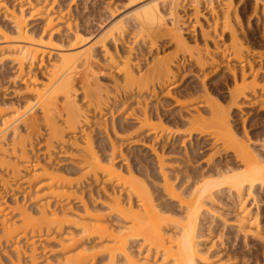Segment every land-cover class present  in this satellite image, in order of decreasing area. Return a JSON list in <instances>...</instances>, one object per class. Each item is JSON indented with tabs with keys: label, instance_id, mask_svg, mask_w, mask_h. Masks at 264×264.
I'll list each match as a JSON object with an SVG mask.
<instances>
[{
	"label": "bare ground",
	"instance_id": "1",
	"mask_svg": "<svg viewBox=\"0 0 264 264\" xmlns=\"http://www.w3.org/2000/svg\"><path fill=\"white\" fill-rule=\"evenodd\" d=\"M202 1L204 3L210 2L207 4H213L214 0H149L129 9L107 28L92 45L75 51H68L59 47L58 41L53 34L54 18L50 12L52 11L50 6L46 3L48 2L47 0H38L34 5L30 3V5L28 4L29 6L20 7L19 10H11L12 12L9 16L14 22V27L10 29V32L0 29L2 38H4L0 50H3L4 54L1 53L2 51L0 53L17 63L19 76L23 77L27 62L32 64L33 61L42 60L43 64L46 56L49 58L55 57L47 67L46 78L42 79L37 75L27 77L25 75L23 77L24 82H26L27 92L31 93L32 98L18 103L15 107H10L11 109L5 108V106L3 107L0 104V169L5 172V174H0L1 187L5 188L9 183L8 179L14 176L16 178V175L28 172L31 167L35 168L32 179L42 178L43 185L46 186V191L41 195L46 196V198L36 204L37 210L34 211L24 204H19L18 201L11 205L6 199L2 198V200L0 198V212L3 211L5 213H0L1 215L4 214L1 221L0 243L4 241L12 244L14 240L15 244L13 246L16 248L14 249L20 251L19 240L27 239L32 244L30 263L28 264L38 263L36 256L37 243L47 238L48 236L46 235L52 231H60L59 234H61V231L65 229V225L69 223H73L76 227H81L82 232L76 234L74 230H65L66 232L64 231L61 234L60 244L64 250V255L58 260L57 264H96L99 259L102 260L99 264H116L118 261L120 264H162L164 261L167 264H222L217 257L218 255L216 253L214 255L210 247H204L203 242L207 241L209 234L207 231L210 232L211 230L210 228H205L206 215L212 216L216 214L217 207L220 205L219 202L223 199L229 201L232 208H239L235 215L236 226L244 234L245 238L253 236L262 244L264 243V229L260 226L259 213L258 211L257 213L251 212L249 205L246 203L256 190L258 192L264 190V138L263 143L260 144L261 148L259 145H255L256 143H252V145L251 138L248 137L245 127L243 129L246 136L239 133L236 128L238 124H235L236 118L234 119V116H238L240 119L244 116L241 117V114L236 112L243 111L244 106L261 105L259 109L264 110V92L260 93L264 89V83L260 82L263 86L261 87L260 85L259 87L258 84L260 83L256 80L257 75L259 76L258 73L264 69V66L260 65L257 67L253 65L257 60L261 63L264 59V52L261 51L263 50L262 48L261 50L253 48V45L248 43L250 40H245L251 32L245 29L244 26L246 25L242 24V18L238 14L239 11H236L238 6H233V0L224 2L225 10L222 9V14L218 13L217 9V11L214 9L218 14L215 13L210 23L205 20L207 25H201L202 22H200V4ZM43 2L45 4L40 6ZM182 2H190L194 7L193 17L195 19H193L195 21L193 22L192 20L194 24L192 22L190 24L195 27L197 26L196 24L198 26L201 25L199 26V33H201L200 35H202L204 41L203 44L201 43L202 45L200 43L199 45L198 43L191 45L185 36L184 30L187 31L188 25L177 15ZM28 7L30 14L37 15V18L44 19L46 17L47 25L41 34L30 32L25 24L26 15L24 10ZM9 8L7 9L9 10ZM213 8L215 7L212 6ZM206 19H209V17ZM168 20H171V24ZM184 24L187 26L186 28ZM68 25L71 29L70 31H72L71 24ZM11 33H15L16 36L12 37ZM227 33L229 34V39L225 41L223 35L225 36ZM130 34H135L133 35L134 38L139 34L149 48H153L158 43L159 37L169 35L170 40H173L176 44L174 46H177V52L175 50L173 53L168 52L163 55H160L159 52L155 53V55L152 54L151 59H147V62L145 61V67H142L143 65H139V56L133 57L131 48L125 53H119L108 45L109 41H114L115 45L116 41ZM73 35L75 44H80L85 40V34L80 29H77ZM218 36L222 37L224 41L219 39ZM96 47L101 48L105 59L108 60V65L110 64L109 66L112 68L115 67L118 75L120 73V77L115 78V80L112 79L114 80L113 90L118 95L132 94L133 97L136 95L134 93L137 92L138 97L148 93V95L142 96V99H144L141 101L137 98L138 104H140V108H138L141 113L139 114V110L134 109V111L138 112V115H136L137 112L135 111L137 119H134L137 120L135 122H138L140 130L149 128L148 134L154 135L152 137L149 136L152 140L158 139L160 133L166 129L163 127L165 126L163 122L161 120H157V122L153 114L148 111L149 108H147L148 104L145 102V97L149 96L151 92L155 93V90L160 89L164 84L167 85L174 77L177 67L180 69L182 63H179L181 59L178 61L180 52L182 60L189 56L188 58L196 66H199L200 70L206 68L205 65L209 66L207 64H217L220 59L230 63L234 62V66L233 64L226 65L230 69L228 71H231L234 81V85L232 84L233 88L230 90V87H228L230 90L229 97L224 99L212 97L211 90L209 91L206 83H203L201 85L202 89L198 90L202 91V95L198 96L200 94L198 91L194 94L201 101L199 107H202V109L207 107L208 111L206 114L209 115L210 113V115L203 114V112L199 111L201 108H198L197 114L195 112L196 116L192 114V119L188 120L191 130L188 125L187 128L190 132L188 133L190 135L189 138H192L195 133L201 136L204 135L208 139L211 138L210 142L213 141V143L218 144H213L217 147L215 148L216 152L217 150H224L226 153H232L235 163L230 164L233 161L232 158L230 162L226 160L228 163L225 162V164L218 160L210 164V161L212 162L210 160L207 162L208 164L206 163L207 168L203 166L204 169H202L203 167L201 168L198 165L202 170H199V167H195L196 170L193 168L194 171H190L191 174L186 172L187 175L183 171L178 172V174L182 172L181 174L184 176V179H181L184 181L181 182L182 186L185 184L180 192L170 182L172 172L170 171L171 174L167 175L168 172L166 171L167 174H163L164 184L162 191L163 193H168L167 198L170 195L172 201L170 200V203L163 201V204H157L147 182L136 175L137 169L128 162L129 158L127 156H123L128 154L117 150L119 145L118 142L114 143L116 142L113 139L114 135H118L121 132H119V130H122L121 125H123V128L125 127L123 122L121 125H116L113 120L112 129L110 128L114 132V134L112 132L113 138L109 135L108 125L105 126L110 136V144L108 142L105 144L106 146L103 145L105 146L104 150L102 149L103 146H100L104 152L99 153L101 149H97L99 146L96 147L95 140L91 137L90 132L86 133L82 142L78 141V143L73 144L80 151V159L83 164L81 166L82 174L81 176L79 175V179L76 178L77 182H75L76 179L73 180V178L66 176L64 173L58 172V170L48 164H41L40 161L35 162V157L30 156L29 148L32 145L31 136L33 133L36 134L34 136H37V133H40L45 128L47 131L45 132V139L49 149L50 146H55L56 143L65 141V136L69 132L86 131L85 126L89 123L90 115L76 97L78 83H81L85 90L87 109L94 107V110H99L100 114L102 106L111 98L110 92H113L112 88V91L106 89L108 88L107 84H101L96 75L89 73L91 67L98 64L97 58L99 54ZM236 62L239 63L238 66L235 65ZM177 64L180 66H177ZM77 74L80 76L79 82L77 81ZM202 74L201 78L204 80L202 81L205 82V75L209 74V72ZM251 74L253 77L249 79ZM258 89H260V92H258ZM197 99L194 98L196 101ZM242 99H249L248 101L245 100L248 103L242 101ZM233 113L235 114L233 115ZM243 119L244 121H242ZM242 120L243 124H245L247 118L243 117ZM155 135L158 136L155 137ZM163 136L164 134L160 137L163 138ZM258 138L260 139L259 136ZM154 146L152 151H154V156L158 160V168L162 174L163 169L165 170L163 168L165 167V159H162L164 155L159 154L160 151ZM213 152L215 153V151ZM120 156H123L122 159L119 158ZM210 158H212V155ZM119 160L123 161L117 165ZM184 169L188 168L185 167ZM176 171L179 170L177 169ZM88 175L90 179L94 178L95 181L99 180L102 175L104 183L114 182L115 184L113 185L115 187L118 186V188L121 185L119 192L114 190L115 187L111 188V191L103 188L104 195L101 198L104 199L102 203L107 207V213H102L100 210L99 212L98 209L89 206L88 203L84 202L83 196H78L83 203L82 211L74 210L73 207L65 209L61 202L58 204L54 201L55 197L65 196L70 198L72 195L81 194L83 191L78 192L82 188L83 180L81 179L84 177L89 178ZM99 194L101 195L102 193ZM53 201L55 202L54 205ZM173 203L176 205H173ZM236 209H233V211H236ZM176 210L180 212L181 217L174 223L172 222L173 217H171V214L172 212L174 214ZM218 210L220 209L218 208ZM114 222H121L122 225H115ZM81 233L82 236L86 235L87 239L98 238L97 242L103 244L101 245L102 250L107 252L105 259L103 258L104 255L99 253V250L88 246L81 247L79 242L81 237L77 238ZM132 240H137V250H132L134 246ZM215 245L217 243L213 241L211 246ZM159 258H162L160 262ZM14 264L24 263L19 257Z\"/></svg>",
	"mask_w": 264,
	"mask_h": 264
},
{
	"label": "rangeland",
	"instance_id": "2",
	"mask_svg": "<svg viewBox=\"0 0 264 264\" xmlns=\"http://www.w3.org/2000/svg\"><path fill=\"white\" fill-rule=\"evenodd\" d=\"M37 1L38 0H0V29H2L5 32H10V29L14 27V22L11 20V17L9 16L11 12L14 9L19 10L20 7L23 8V6L25 7L29 6L30 3L34 5L35 3H37ZM47 1L48 2L46 3L50 6V9L52 10L50 12L52 17L54 18L53 34L55 39L58 41L59 47L66 49L68 51H75L92 45L95 42V40L105 32L107 28H109L129 9L139 4L145 3L149 0H47ZM225 1L226 0L224 1L214 0L212 2L213 4H207L210 2L204 3L202 1L200 4L201 7L200 22H202V24L201 23L199 24L207 25L205 23H207L208 21L210 23V21L214 18L215 13L218 12L222 14L223 13L222 9L225 10L224 8ZM232 3L234 7L235 5L238 6L236 7L237 10L236 8L234 9L236 11H239V13L238 12L237 13L242 18V24L246 25L244 26L245 29H248L249 32H251V34L247 36L245 40L247 41L250 40L248 43L252 44L253 48L259 50H261L262 48L263 50L261 51L264 52V35L262 36V33L264 34L263 32L264 0H233ZM43 4L45 3L44 2L41 3L40 6H43ZM6 6H8L7 8L10 7L9 10L6 8ZM212 6L215 8L212 9ZM193 8L194 7L190 2H182L181 5L179 6L177 15L179 16V18L185 21L186 25H188L187 27L184 24L185 28L187 27V31L184 30V33L187 39L189 40V43L191 45H195L196 43H198L199 45V43L203 44L204 41L202 35H200L201 33H199L200 32L199 26L201 25L198 26V24H196L197 25L196 27L194 25L191 26V24L195 21L194 20L195 18L193 17L194 16ZM214 9L215 10L217 9L218 11L216 10L217 12H215ZM28 10L29 7L24 10V13L26 15L25 17L26 20L25 18L24 20H25V24L27 25V28L30 30V32L41 34L47 25L46 17L44 19L37 18V15L34 16L30 14V10L29 11ZM206 16L209 17L210 20L206 19L207 18ZM205 20H207V22ZM248 21H250L251 24L250 22L248 23ZM168 22L171 24V20H168ZM68 24H71L70 26L72 28V31H70L71 29L69 28ZM77 29H80L85 34L84 37L85 40L80 44H75V41L73 40L74 38L73 34ZM10 35L12 37L16 36L15 33H11ZM133 35L135 34L132 35L130 34L129 36L125 35L123 39L116 41L115 43V45L117 44L116 46L113 43L114 41L113 42L109 41L108 45L113 47V50L115 49L114 51L117 50L119 53H125L127 50H129V48H131L133 51V57H136V55L139 56V60H140L139 65L141 66L143 65L142 67H145L147 59H151L152 54L155 55V53L159 52L160 55H163L168 52L173 53L175 52V50L177 52V46L176 47L174 46L175 42L173 40L172 41L170 40L169 35H163L162 37H159L158 43H156L153 48H149L147 43L143 42L139 34L136 38H134ZM223 37L224 40L226 41L229 39V34L227 33L225 36L223 35ZM218 38L222 40V37L220 38L218 36ZM3 41L4 38H2V34L0 32V46L3 43ZM96 48H97V53L99 54L97 58L98 64L92 66L89 73L91 75H96L99 81L101 82V84L103 85L107 84L108 88L106 89L111 90L112 88L113 90L114 86L112 85H114L113 84L114 80L115 78L120 77V73L118 75L117 69H115V67L112 68L111 66H109L110 64L108 65L107 63L108 60L105 59L103 53L101 52V48L99 47ZM0 52L3 53L4 51L0 50ZM1 53H0L1 55L0 56L1 58L0 59V104H2L3 107L5 106V108L8 107V109H11L12 107L17 106L18 103L25 102L26 99L33 97L31 96V93L27 92L28 90L26 89V82H24L25 80H23V77L25 75L26 77L31 75L32 76L37 75L39 78L42 79L46 78L45 76L47 75V67L51 63V60L54 59L55 57L49 58L48 56H46L43 60L44 61L43 64L41 62L42 60L33 61L32 64L30 62H27V64L25 65L26 68L24 75L23 77L22 76L20 77L17 63L12 59H10L8 56L6 57L5 55H3L4 53L3 54ZM179 54L180 56L178 58V61L179 59H181L179 63L181 62L182 63L181 66L177 64V66H180V69L179 67H177L176 69L177 72H175L174 77L169 81L170 84L168 82L167 85L164 84V86L163 87L161 86L160 89L157 87L158 89L155 90L156 91L155 93L151 92L150 94L151 96L149 95L145 97L146 99L145 102L148 104L147 108H149L148 111H150V113L153 114L156 121L161 120L163 122V125H165V126L162 125L164 129H166L164 132H161L164 134L163 138L160 137L163 135L160 133L159 135L160 139L158 138L159 140L157 138L154 139L158 135H155V137L153 138L154 140L150 139V137L154 135L152 134L151 136L150 134H148L149 128L140 130L138 128L139 127L138 122H135L137 121L134 119V118L137 119V116H135V111L136 110L138 111L140 108V104H138V100L139 101L143 100L144 98L142 99V96L145 94L148 95V93H144L142 96L137 97V92H136L134 93L136 95L133 94L134 96L132 97V94H127L125 96H123L122 94L118 95L113 90V92H110L111 98L107 101L106 104L102 106V109L100 110L101 112L99 114L98 112L99 110L95 111L94 107H90L89 109H87L88 108L86 106L87 97L85 96V90L82 87V84L78 83L76 97L79 100V103L84 108H86L87 113L90 115L89 123L88 125L86 124L85 126L86 131H82V132L78 131V133L69 132L66 134L67 136H65L66 138L65 141L60 142L58 144L56 143L55 146L52 145L50 146L49 149L47 147L46 139H45L46 138L45 132H47L45 128L42 129L40 133H37L35 131V133H37V136H34L36 135L34 133L31 136L32 145H30L29 147L30 156L35 157L36 159L35 162L40 161L41 164H48L51 167L58 170V172L64 173L66 176L73 178V180L78 177L80 178L82 174L81 166H83V164L80 159V151L78 150V148H76V145L73 144H76V142L78 143V141L82 142L84 137L86 136V133L88 134L90 132L91 137L95 140L93 141L95 142L96 147L99 146L97 147V149H101L100 146H103L108 142L110 144L109 135H111L112 137L114 134L113 130H111L112 120L115 122L116 125H121L123 122L125 128H123V125H121L122 130H119V132L120 131L121 132L118 133L120 137H118V135L116 134L114 136L115 137L117 136V138L112 137L114 141H116L114 143L116 144L118 142L119 146L118 145L117 146L119 147V149L117 150L119 151L121 150L122 152H124V154H128L123 156H127L129 158V159L127 158L128 162H130L131 165L134 166L135 169H137L136 175L147 182L153 194V198L155 199V202L157 204L159 203L163 204L164 203L163 201L166 202L168 201L167 203H170L172 201L170 195L169 198H167L168 193L166 194L163 193L162 191L163 190L162 187L164 184L163 174H165L166 171L168 172V174L166 173L167 175L171 174L172 172V175H170V182H172V184L175 185V189L178 192H180V190L183 189V186L185 184L182 186L181 182H184L182 181L184 179L183 178L184 176L183 174H181L182 172L179 173L182 176H180L178 172L183 171L185 175H187L186 172H189V174H191L190 171L192 172L193 168L195 169V167H199V170L203 166L207 168L206 163L210 160H212V162L210 161V164L214 163L213 161H217V160L222 161L223 164H225V162H227L226 160L230 162L233 159L232 163L230 164H234L235 161L233 158L234 157L233 154L230 152L226 153L224 150L223 151L217 150L216 152L215 148H217L216 145L218 144L213 143V141L210 142L212 140L211 138L208 139L206 136L203 135L205 137L204 138L203 136L195 133L193 134L192 138L190 137L191 138L190 140L189 138L190 135L188 134L190 132L187 128V125L188 127L190 126L188 120H191L192 119L191 117L196 116L195 112L197 114L198 108L199 109L201 108L199 111L203 112V114H206L208 111L207 107L205 108L203 107V109L202 107H199L201 101L197 97V95L195 96L196 94L195 92L202 89L201 85H203V83H206V87L209 89V91L211 90V93L213 94V96L211 94L212 97L215 98L218 97V99L219 98L224 99L226 97H229V91L231 90V88H233L234 81H233L232 73H230L231 71L230 72L228 71L230 69H228L226 65L233 64L234 66V62L230 63L220 59V61H218L217 64L211 63V65L207 64L209 66L205 65L206 67L204 68L205 70L202 68L203 70L201 69L202 70L201 71L199 66H196L195 63H193L192 60L188 58L189 56L185 58L186 60L185 61L182 60L183 58L181 57L182 55L181 52ZM188 61H190L192 64ZM263 61L264 59L261 61V63ZM225 62H227L228 64ZM261 63H259V60H257V62L253 63V65L257 67L260 65L264 66L263 65L264 62L262 64ZM235 65L238 66L239 63L236 62ZM207 68H209L210 70ZM225 68L227 71L225 70ZM207 72H209V74L205 75L206 79L205 82H203L204 80L203 78H201L203 75L202 73L206 74ZM260 72L258 73L259 76L257 75L256 80L259 83L262 82L263 84L264 69ZM76 77H77V81L79 82L80 81L79 74H77ZM251 77H253L252 74L249 77V79H251ZM91 78L90 80L92 81ZM258 85L260 87L261 83ZM263 85H261V87ZM228 87H230V90ZM193 89L195 90L191 91ZM258 90H259L258 92H260V89ZM263 92L264 89L260 93ZM198 93H200L198 94V96L202 95L201 94L202 91H198ZM194 98L196 99L198 98L197 101L194 100ZM245 100L248 101L249 99H245ZM245 100L242 99V101ZM145 102L143 101L144 106H145ZM252 106L253 105H251V107L250 105L244 106L243 111H240L241 113L239 111H236L237 114L238 113L241 114V117L244 115L243 117L245 119L247 118L245 124H243L242 122L244 121V119L242 120L243 117L240 119L238 116H234V119L236 118L235 124H238L236 125V128L239 131V133L246 136V134H244L245 131L243 129L245 127L248 137L251 138L250 140L251 144L256 143L255 145L260 146V144L263 143L262 141L264 138L262 137L264 136V118H263L264 110L259 109V106L261 107V105L258 106L256 105L257 107L254 105L255 107L253 106V108ZM134 109L136 110L134 111ZM140 113L141 112L139 110V114ZM235 113H233V115ZM192 114L194 115L192 116ZM136 115H138V112L136 113ZM155 116L156 117L158 116L157 118H161V119H157ZM107 125L109 127L107 128L109 129L110 132L109 135L107 131L108 129L105 128V126ZM198 135L199 137H197ZM258 136L260 137V139L258 138ZM201 138L203 139L201 140ZM153 141H155L156 143ZM163 141H166L167 143ZM190 142L192 145L190 144ZM105 146H103L102 149L105 148ZM107 146L109 147V145ZM153 146L156 149H158L160 152L156 149L153 150H156L157 152H159V154L161 153L162 155H164L163 158L161 157L163 160L165 159L164 160L165 167H163L165 168V170L163 169L162 174L160 173L159 171L160 169L158 168L159 167V164H157L158 160H156L157 158L156 156H154L155 155L154 151H152ZM102 149L100 150L99 153H101L104 150ZM212 151H215V153L214 152L212 153ZM210 154L212 155V158H210L211 157ZM123 156H120L119 158L122 159ZM125 159L124 161H126ZM122 161L119 160V162H117L118 163L117 165L122 163ZM215 163H219V162H215ZM198 165H200L201 168ZM180 166L182 167L181 170H180L181 168ZM185 167L188 169H184ZM204 167L202 169H204ZM174 169L176 170L178 169L179 171H176ZM34 170L35 168L31 167L28 170V172H24L23 174H20L18 176L16 175V178L15 176L10 179H8L7 177V179L9 180L8 185L5 188H2L0 184V198L6 199L11 205L12 203L18 201L19 204H24L26 207H29L30 210L31 209L33 211L37 210L36 204H39L40 203L39 201L46 198V196L44 195L41 196L42 193L46 191L45 190L46 186L43 185L42 178L32 179L33 176L32 174L33 172H35ZM3 173L5 174L4 170L0 169V174ZM90 176H92V174H90ZM90 176L88 175L89 178L86 177L87 179L84 177L85 180L84 178L81 179L83 180L81 185L82 188L78 192L83 191L81 193L82 195L79 193V195H72L70 198H67L65 196L55 197L54 201H56L58 204L61 202L65 209H69V207H73L74 210L82 211L83 203L81 201V198L78 196H83L84 202L88 203L89 206L93 207L94 209H98V211L100 210L102 213H107L108 211L107 207L102 203L104 199L101 198V196L104 195L103 188L105 189L107 188L109 191H111L112 190L111 188L115 187L113 185L115 183L114 182L104 183V180L102 179V175L101 176L99 175L100 179L97 181H95L94 178L90 179ZM75 182H77V179ZM178 186L181 187L179 188ZM119 188L121 189V185ZM119 188L117 186L114 188V190H116V192L117 191L119 192L120 191ZM92 190H93V195H92ZM98 192L102 194L100 195ZM39 194L40 196L38 197ZM99 195L100 197H98ZM54 201H53V205L55 203ZM246 203L247 205H249L250 207L249 209L251 212L257 213L258 211L260 216L259 217L260 226L262 227V229H264V190L259 192L258 190H256L255 193L248 198ZM219 204L220 205H218L219 207H217L216 214L213 213L215 216L214 215L212 216L206 215L207 217L205 216L206 217L205 219H207L206 220L207 222H205V228L206 229L210 228L211 230L210 232L207 231V233H209L208 239H206L207 240L206 242H203V246L206 248L210 247L211 252L213 254L216 253V255H218L217 257L218 259H220L222 264H264V243L262 244V242L258 241L253 236H248L245 238L244 234L240 232V230L236 226L237 222L235 220V215L237 210H239V208L238 209H236L237 207L232 208L231 203H229V201H227L226 199L221 200ZM173 205L176 204L173 203ZM170 207L168 208L174 210L173 208ZM218 208L220 210H218ZM233 209H236V211H233ZM0 213L2 214L4 212L2 211ZM1 214H0V231L2 226L1 225L2 216L5 213L3 215ZM171 217L174 218V219L172 218V222L175 223L178 219H180L181 214L179 211L176 210L174 214L172 212ZM114 223L115 225H122L121 222L119 223L114 222ZM80 229L81 227L78 226L76 227L75 225H73V223H69L65 225V229H63V231L61 232L64 233L65 230L66 231L74 230L75 233L77 234L78 232L79 233L82 232V229L81 230ZM59 232L60 231L57 232L52 231L51 233L46 235L48 236L47 238H44L40 240L39 243H37L36 245L37 246L36 256L38 258L37 264H57L58 260L63 257L64 250L62 249V246L60 244V239H61L60 237L62 233L59 234ZM79 237H81L79 241L81 243L80 244L81 247L83 246L93 247L95 250H99V253L101 255H104L103 257L104 259L106 258L107 252H104L102 250L101 245L103 244L97 242L98 238L93 237L87 239V236L86 235L82 236V233L81 235H78L77 238ZM213 241H215L217 245L211 246ZM13 242L14 243L12 244L11 242L6 243L4 241L0 243V264H14V262H17L19 257H21V261H23L24 264L30 263L32 244L29 243L27 239L26 240L20 239L19 240L20 251H17L15 250L16 249L15 246H13V244H15V241L13 240ZM133 242H134L133 243L134 246L132 250H137L138 247L137 240ZM160 260H162V258H159V262ZM100 261L102 260L100 259L97 260L96 264H99ZM164 262H162V264H167V262L166 263ZM116 264H120V262L118 261Z\"/></svg>",
	"mask_w": 264,
	"mask_h": 264
}]
</instances>
